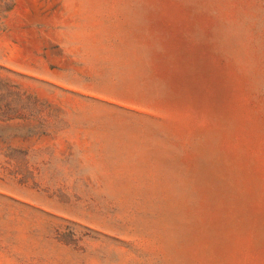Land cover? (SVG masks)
Returning a JSON list of instances; mask_svg holds the SVG:
<instances>
[{
	"label": "rangeland",
	"instance_id": "374dc122",
	"mask_svg": "<svg viewBox=\"0 0 264 264\" xmlns=\"http://www.w3.org/2000/svg\"><path fill=\"white\" fill-rule=\"evenodd\" d=\"M0 264H264V0H0Z\"/></svg>",
	"mask_w": 264,
	"mask_h": 264
}]
</instances>
